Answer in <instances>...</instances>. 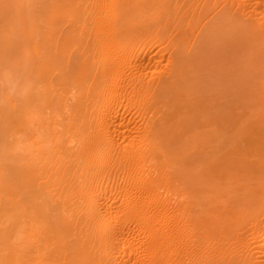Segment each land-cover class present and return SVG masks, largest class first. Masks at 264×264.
<instances>
[{"label":"bare ground","instance_id":"1","mask_svg":"<svg viewBox=\"0 0 264 264\" xmlns=\"http://www.w3.org/2000/svg\"><path fill=\"white\" fill-rule=\"evenodd\" d=\"M3 2L0 264H264V0Z\"/></svg>","mask_w":264,"mask_h":264},{"label":"rangeland","instance_id":"2","mask_svg":"<svg viewBox=\"0 0 264 264\" xmlns=\"http://www.w3.org/2000/svg\"><path fill=\"white\" fill-rule=\"evenodd\" d=\"M8 1H10V2H8ZM8 1H7V0H4V2H3L2 5H4L5 8H7V9H6L7 11L10 10V9H12V8L15 10V9H16V8H15L16 5H15L14 7H12L11 4L14 5V3H11V0H8ZM1 3H2V2H1ZM9 3H10V4H9ZM11 7H12V8H11ZM16 7L18 8V6H16ZM18 9L20 10V8H18ZM19 10H18V11H19ZM15 11H17V10H15ZM18 11H17V12H18ZM13 12H14V11L12 10V13H13ZM72 24H73V23H71V25H72ZM64 25H65V24H64ZM66 25H67V26H66ZM66 25L63 26V28H64V29H63V30H64L63 32H65V31H67V32H68V31H72L73 29L76 28V27L74 26L75 28L73 27V29H70V26H69L68 24H66ZM71 27H72V26H71ZM77 28H80V27H77ZM73 31H74V30H73ZM21 33L23 34V32H21ZM18 35H19V34H18ZM23 36H24V34H23ZM23 36L21 35L20 37H23ZM21 40H22V39H21ZM243 52H244L243 55H244L245 57L242 58V59L247 58L248 56L246 57V55L253 56L252 54H249V53L247 54V53H246V50H243L242 53H243ZM242 57H243V56H242ZM242 59H241V60H242ZM253 62H254V61H253ZM253 62H251V63L249 64V67H252ZM247 63H248V61H247ZM247 63H246V64H247ZM253 67H254V65H253ZM250 69H251V68H250ZM13 73H14V74H13ZM17 74H18V75H17ZM19 74H20V73H19L17 70H15V71L13 70V71H11V72L8 73V75H9L11 81L14 82L15 85L20 81V75H19ZM11 76H12V77H11ZM229 95H230L231 98L233 97V98H232L233 100L236 98V96H235V98H234V95L232 96V93L229 94ZM230 97H228L229 100L231 99ZM232 99H231V100H232ZM223 100H224V99H219V101H223ZM233 100H232L231 102H234V101H235V102H234L233 104H230V103H231V102H230L229 104L235 109V106H237V105H236V104H237V101H236L237 99L234 100V101H233ZM232 107L229 108V111H232V110H230V109H232ZM234 109H233V112H234V111H237V110H238V112L241 111L239 108H238L237 110H234ZM234 113H237V112H234ZM262 208H263V206H262V205H259V206L256 207V210L258 211V210H261Z\"/></svg>","mask_w":264,"mask_h":264}]
</instances>
